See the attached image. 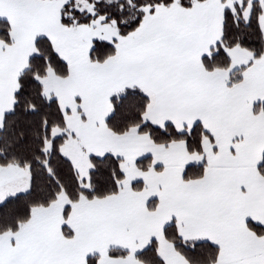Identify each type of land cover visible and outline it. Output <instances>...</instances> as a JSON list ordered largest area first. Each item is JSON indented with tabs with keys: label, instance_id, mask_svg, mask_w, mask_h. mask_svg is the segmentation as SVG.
<instances>
[{
	"label": "snow or ice",
	"instance_id": "obj_1",
	"mask_svg": "<svg viewBox=\"0 0 264 264\" xmlns=\"http://www.w3.org/2000/svg\"><path fill=\"white\" fill-rule=\"evenodd\" d=\"M0 264H264V0H0Z\"/></svg>",
	"mask_w": 264,
	"mask_h": 264
}]
</instances>
